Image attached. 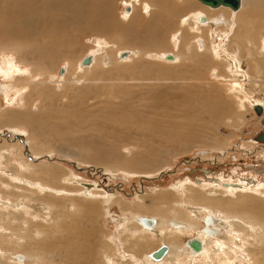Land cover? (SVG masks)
Returning a JSON list of instances; mask_svg holds the SVG:
<instances>
[{
    "label": "rangeland",
    "instance_id": "374dc122",
    "mask_svg": "<svg viewBox=\"0 0 264 264\" xmlns=\"http://www.w3.org/2000/svg\"><path fill=\"white\" fill-rule=\"evenodd\" d=\"M86 1L96 2L94 7L96 9L94 10L93 6H87V9L90 8L88 11L85 9L86 16L90 17L89 27L84 24L80 25L78 30L76 28V32L72 31L73 29L66 31V34H71L72 38L68 36L56 38L53 37L52 32L49 34L50 42L48 36L42 34H37L38 37L35 35L31 39L30 37L25 40L13 39L11 43L8 41L12 40L11 37L0 38V84L4 86L5 94H0V197L8 198L9 203H17L23 199L38 204L48 200L55 203L59 200L56 203L59 208L52 209L55 213H59V217L51 212L52 220L47 232L44 231L45 239H42V236L33 237L31 229L27 228L26 233L23 230L20 232L25 237L19 241L21 246L12 247L11 242L1 247H4L8 253L18 252L28 255V263L104 264V253L116 256V251L108 246L113 244L112 237L117 238L118 244L119 238L120 241L124 240V243L119 246L121 253L124 250L132 252L138 258L161 245L156 233L140 232L137 225L130 223V219L135 215L164 217L163 219L167 221L175 215L181 220L184 218L182 213L185 214L183 209L188 211L186 207H183L184 205L189 206L188 200L195 212L201 207H210L212 211H221L219 209L225 207L233 212L236 211L237 205L243 203L246 206L255 205L263 209L261 204H264V199H258L256 196L246 198L245 194L256 195L257 193H245L240 189L234 192L238 199L228 195L232 201L229 202L224 198L223 206H220V202L216 200L205 204L204 200H200V197L210 194L209 190L218 191L219 187L214 186L218 180L215 183L211 182L216 177L220 179V182L221 180L247 182L249 189L252 183L248 181L251 182V180L256 181V184L260 182L264 185V143L255 142L253 139L258 129L264 127V111L261 117H257L248 101H244L241 94L242 89H239L242 97L235 91L234 83L238 81L235 82L233 78L243 74L242 77L248 78V84L245 83L247 82L245 79L243 83L250 86V73L252 72L259 83L255 86L264 90V83L260 84L263 81L261 77L264 76V69H261L262 66L258 64L261 59H264V5L262 10L260 9L264 4L263 1L251 0L259 4L256 2L257 4L245 5L244 10L237 15L241 19L238 18L237 21L239 29L236 34L238 37L231 35L233 24L228 30L229 33L223 36L225 37L223 38L224 44L227 43V53H234L237 61H241L239 63L242 68L234 63V74L231 71L228 73L232 65L227 61L230 58H225L224 53H220L221 48L217 47L218 55L212 51V47L214 48L216 44L207 41L208 47L202 50L198 46L196 42L198 37L208 39L210 35H214L215 30L212 31V28L207 25H201L202 28L197 30L192 21L188 19L190 17L187 16L191 14L194 16L199 12H203L206 16L214 13L212 9L196 0H163V2L157 0L154 3H157L159 7L145 0H111V4L105 6L108 11V14L105 11L106 17L104 11L102 13L98 8L99 6L104 7V3L109 0L105 2L104 0ZM148 5L153 7L150 8ZM253 5L256 7L255 10H258L255 16L252 13L249 14V11L251 12L249 9H252ZM131 6H134L131 11L133 17L132 13H127L125 10L127 7L132 8ZM250 16L251 18H248ZM184 18L188 19L187 23L183 20ZM57 19L56 14L54 20L57 21ZM246 22L247 26L244 24ZM96 25L97 28H95ZM83 26L85 27L81 28ZM106 26L108 27L105 28ZM152 26L156 27L150 29ZM84 29L87 30L84 31ZM68 39H74L76 43L72 49L66 47ZM257 43L259 45L263 43V46L258 45L257 47ZM189 46L192 48L191 51L187 50ZM21 48L33 54H29L26 60H21L19 52ZM52 48H55L54 53H51L53 50L47 52ZM124 52L137 54L128 60L120 59V54ZM167 54L179 56L180 62L177 61L171 65V62L164 59ZM52 55L56 58L53 65L50 60ZM92 55L94 57L101 55V57L100 59L96 57L97 61L90 67H83L79 64L84 58ZM204 55L205 58H203ZM35 60L38 61L35 62ZM62 67H65L64 76L60 75ZM6 73L7 76H5ZM54 76L59 77V80H56ZM42 89L44 95L38 92ZM245 89L250 90L249 87ZM199 104L206 108L200 111L206 112L208 110L213 112L217 106L224 104V107L230 109L232 114L216 118L213 113L201 116L200 112L197 115L198 108L202 109ZM62 111L66 112L67 116L61 113ZM100 112L114 117L121 116L122 119L130 117L133 123L130 124L134 126L137 120L144 126L151 127L158 124L159 127L161 126L159 130L166 127V129L170 128V132L164 137L150 136L135 128L127 132L119 127L106 125L104 120L98 117ZM26 115L31 119L25 117ZM24 117L27 123L23 122ZM194 117L200 123L194 121L197 125H193L194 123L190 125L186 120ZM36 118H41V121L35 123ZM75 118L78 119L77 122ZM31 120L35 124H30ZM202 151L211 152L207 157L210 162H214L217 158L215 167L222 166L207 167L212 170L211 175L198 172L194 178H190L192 179L190 182L185 181L186 175L183 173L169 174L176 167H179L178 172H181L184 159L194 158ZM43 171L49 173L50 176L42 174ZM195 179L200 183H195ZM47 185L61 189L62 192H71L66 196L75 193L73 190L79 189L81 196H88L87 198L91 200L94 196L95 201H80L79 203L72 201L71 197L64 200L60 195L53 194V191H50L52 187ZM50 193L54 195L53 199L49 197L52 196ZM218 193L221 192L218 191ZM240 194L242 196H239ZM103 196H107L110 202L109 215L104 214L107 204H101L98 201ZM235 202L238 203L232 204ZM66 209L70 211L68 212L70 216L62 218ZM238 212L240 211L237 210ZM1 216L3 215L0 214V218ZM7 216L4 217V224L8 223L9 216ZM21 216V213L14 214L8 227L10 230L19 232L22 229ZM115 218L125 219L129 229L125 228L126 226H118L114 221ZM33 222L34 224L40 223L39 219ZM244 227L245 224L236 219L230 231L223 229L217 238L210 239L215 242L214 244L222 241L223 248L219 249L212 243L213 245L211 244V248L208 249L210 256L202 255L192 258L195 261L194 264H252V262L253 264H264L262 253L264 247L253 245L252 238L244 234L242 236L241 233L245 231ZM36 228L38 227H32V230L35 231ZM132 228L138 230L135 238L130 235ZM169 231H166L164 237L166 243L180 244L179 240H174L175 237L171 235L169 237ZM82 232L89 233L85 238L88 242L82 240L71 245L63 243L64 240L72 238L77 233L83 234ZM232 232L240 236L231 237ZM118 260L119 264H128L127 260L122 262ZM0 264L15 263L2 256Z\"/></svg>",
    "mask_w": 264,
    "mask_h": 264
},
{
    "label": "bare ground",
    "instance_id": "6f19581e",
    "mask_svg": "<svg viewBox=\"0 0 264 264\" xmlns=\"http://www.w3.org/2000/svg\"><path fill=\"white\" fill-rule=\"evenodd\" d=\"M90 1H93V0H90ZM113 1V0H112ZM146 2H151L152 5H155L156 7H159V5H157V3H154L156 2L157 0H145ZM184 1V0H183ZM250 1V2H249ZM242 0V7L239 11H236V12H233L232 10H230L229 8H220V9H215L213 10L214 13L211 14V15H207L209 17H207L206 15H203V12H199L198 14H195L194 16L191 14L190 16H187V17H190L188 19H190V21H192L193 25L195 26V28L197 30H200L202 28L201 25H207V26H210L212 28V31L213 29L215 30V33L214 35L212 34V36L210 35V37H208V39L204 38V37H198L196 39V42L198 44V46L200 47V49H205L206 46L208 45V42L207 41H210V42H213L214 44H216V46L213 48L212 47V51L215 52V55H218V49L221 48L219 51L220 53H224V57L225 58H230V60H227L229 63H231V70L229 69L228 73L231 71L232 73L235 72V69H234V63L235 65H237L239 68L241 67L242 68V65L239 63L241 61H237L236 59V55L234 53H231L226 51V40H225V43L224 44V41H223V36H226L225 34H228L229 33V29L231 28V25L233 24L232 26V33L231 35H236V33H238V18L240 19L239 16H237L243 9V7L245 5H249L250 3H256L255 1L254 2H251V0ZM263 3H264V0H262ZM101 2V1H99ZM98 2V3H99ZM105 2V0H104ZM141 2V1H140ZM139 2V3H140ZM163 2V0L161 1ZM260 2V1H259ZM96 3V2H95ZM94 2H87L86 0H0V38H9L11 37L12 40H8L10 41V43L14 40H25V38L27 39L28 37H34L37 34H42L43 36L45 35L48 39H49V34L52 32L53 33V37H56V38H59V37H65V36H68V37H71V34H66V31L68 29H73L72 31L76 32L78 30V27L80 25H86L88 26L89 23H90V17L86 16V13H85V9L88 11L89 9H87L88 7L87 6H93L92 8L94 9V7L96 6ZM102 3V2H101ZM106 3V4H105ZM104 3V7L103 6H99V10L104 11V16L106 17L105 15V11H106V5L108 4H111V0L107 1ZM138 3V4H139ZM142 3V2H141ZM159 3V1H158ZM175 3V1H174ZM173 3V4H174ZM188 3V2H187ZM258 3V2H257ZM256 3V4H257ZM30 4V5H29ZM150 4V3H149ZM186 4V3H185ZM259 4V3H258ZM101 5V4H100ZM163 5V4H162ZM165 5V4H164ZM264 4H262L261 6V10H262V7H263ZM132 7V6H131ZM134 7V6H133ZM133 7L131 8V10H133ZM148 7H153V6H149ZM164 7V6H163ZM146 8V7H145ZM190 8V7H189ZM248 8V6H247ZM246 8V9H247ZM255 6L253 5V10L250 8L249 10H251V12L249 11V14H255L258 13V10H255ZM96 9V8H95ZM94 9V10H95ZM136 9V8H134ZM164 10V9H163ZM201 10V9H200ZM97 11V10H96ZM135 11V10H134ZM169 11V10H168ZM91 12V11H90ZM92 12H94L92 10ZM91 12V13H92ZM107 14H108V11H106ZM174 12V11H173ZM192 12V11H191ZM190 12V13H191ZM95 13V12H94ZM93 13V15H94ZM98 14V12H96ZM110 13V12H109ZM132 13V17H133V12ZM158 13V12H157ZM58 15V19L57 21L54 20L55 18V15ZM150 15V13H147ZM146 14V15H147ZM177 14V13H176ZM88 15V14H87ZM178 15V14H177ZM175 15V16H177ZM242 15V14H240ZM100 16V15H99ZM156 16V15H154ZM204 16L206 19H207V22L206 24L205 23H201L199 20H200V17ZM260 16V15H259ZM104 17V19H105ZM87 18H89V20H86ZM152 18V16H151ZM231 18V19H230ZM244 18V17H243ZM248 18H251L248 17ZM95 19V18H94ZM188 19L184 18L183 20H185V23H187L186 21H188ZM260 19V17H259ZM258 19V20H259ZM107 20V19H106ZM241 20V19H240ZM249 20V19H248ZM255 20V19H253ZM93 21V20H92ZM91 21V22H92ZM97 21V20H95ZM260 21V20H259ZM99 22V21H98ZM105 22V20H104ZM107 22V21H106ZM105 22V23H106ZM237 22V23H236ZM102 23V22H101ZM111 23V22H110ZM155 23V22H154ZM184 23V25H185ZM260 23V22H259ZM95 24V23H94ZM107 24L109 25V23L107 22ZM106 24V25H107ZM243 24V23H241ZM245 25L247 24L244 23ZM103 24H101L102 26ZM261 25V24H260ZM264 25V23H263ZM101 26H98L99 28ZM104 26V25H103ZM130 26V25H129ZM133 26V25H132ZM234 26H235V29H234ZM241 26V25H240ZM247 26V25H246ZM85 26L81 27V28H84ZM89 27V26H88ZM108 26H106L105 28H107ZM156 27V26H154ZM153 26L150 28H154ZM252 27V26H251ZM256 27H258L256 25ZM77 28V30H76ZM97 28V25L96 27ZM98 28V29H99ZM241 28V27H240ZM247 28V27H246ZM245 28V29H246ZM253 28V27H252ZM263 28V27H262ZM89 29V28H88ZM92 29V28H91ZM179 29V27H178ZM195 29V31H197ZM80 30V29H79ZM87 29H84V31H86ZM120 30V29H119ZM125 31V28L123 29ZM129 30V29H127ZM242 30V29H241ZM249 30V29H248ZM83 32V30H81ZM79 31V32H81ZM96 31V30H94ZM102 31V30H101ZM121 31V30H120ZM146 31V30H145ZM152 31V30H151ZM255 31V30H254ZM258 31V30H257ZM92 32V30H91ZM156 32V31H155ZM185 32V31H184ZM225 32V33H224ZM228 32V33H227ZM250 32V31H248ZM261 32V31H260ZM100 33V32H99ZM102 33V32H101ZM123 33V32H122ZM125 33V32H124ZM148 33V32H147ZM146 33V34H147ZM150 33V32H149ZM154 33V32H152ZM183 33V32H182ZM187 33V32H186ZM247 33V32H246ZM251 33V32H250ZM129 34V33H128ZM159 34V33H157ZM249 34V33H247ZM253 34V33H252ZM261 34V33H260ZM259 34V35H260ZM133 35V34H132ZM148 35V34H147ZM150 35V34H149ZM180 35V34H179ZM183 35V34H182ZM230 35V36H231ZM245 35V34H244ZM74 36V35H72ZM128 36V35H126ZM141 36V35H140ZM153 36H155L153 34ZM152 36V38H153ZM158 37V35H156ZM181 36V35H180ZM196 36V35H195ZM205 36V35H204ZM181 37H184V36H181ZM238 37V36H237ZM236 37V38H237ZM244 37V36H243ZM253 36H251L252 38ZM56 38H55V41H56ZM72 38V37H71ZM141 38V37H140ZM150 38V36H149ZM179 38V37H178ZM242 38V37H241ZM240 38V39H241ZM258 38V37H257ZM40 38H38L39 40ZM158 39V38H157ZM230 39V37H229ZM250 39V38H249ZM6 40V39H5ZM29 40V39H28ZM44 40V39H43ZM60 40V39H59ZM66 40V39H64ZM155 40V39H153ZM162 40V39H161ZM182 40V39H181ZM180 40V41H181ZM185 40V38H184ZM190 40V39H189ZM231 40V39H230ZM253 40H254V37H253ZM1 41V40H0ZM33 41V39H32ZM51 40L49 39V42ZM138 41V40H136ZM135 41V42H136ZM159 41V40H158ZM163 41V40H162ZM179 41V40H178ZM235 42V40H233ZM239 41V40H237ZM243 41V40H242ZM245 41V40H244ZM249 41V40H247ZM22 42V41H21ZM25 42V41H24ZM28 42V41H27ZM26 42V43H27ZM43 42V41H42ZM63 42V41H62ZM183 42V41H182ZM230 42V41H229ZM256 42H257V39H256ZM14 43V42H13ZM12 43V44H13ZM17 43V42H16ZM39 43V42H38ZM48 43V42H47ZM57 43V42H56ZM55 43V44H56ZM142 43V42H141ZM140 43V44H141ZM156 43V42H155ZM161 44V42H159ZM212 43V44H213ZM264 43V42H263ZM263 43L261 45H259L257 43V47L259 45V47L263 46ZM11 44V46H12ZM23 44V43H22ZM25 44V43H24ZM30 44V43H29ZM32 44V43H31ZM45 44V43H44ZM64 44V43H63ZM137 44V43H136ZM152 44V43H151ZM164 44V43H163ZM183 44V43H181ZM237 44H239V42H237ZM243 44V43H242ZM255 44V43H254ZM36 45V44H35ZM39 45L41 46V44L39 43ZM47 45V44H46ZM62 45V43H61ZM66 47L68 49H72L74 47V45L76 46V43L74 41V39H68V42H66ZM138 45V44H137ZM165 45H166V42H165ZM164 45V46H165ZM230 45V44H229ZM228 45V46H229ZM240 45V44H239ZM256 45V44H255ZM22 46V45H21ZM19 46V48L21 47ZM53 46V45H52ZM59 46V45H58ZM135 46V45H133ZM162 46V44H161ZM179 46V45H178ZM194 46V45H193ZM214 46V45H213ZM232 46V44H231ZM238 46V45H237ZM242 47V45H240ZM247 46V45H246ZM25 47V45H24ZM27 47V46H26ZM42 47H43V44H42ZM54 47V46H53ZM65 47V46H64ZM136 47V46H135ZM177 47V46H176ZM195 47V46H194ZM198 47V48H199ZM208 47V46H207ZM218 47V49H217ZM23 48V47H22ZM19 49V52H20V55H21V60L25 59L26 57H28L29 54H31L32 52L26 50V49ZM29 48V47H27ZM35 48V47H34ZM40 48V47H39ZM48 48V47H46ZM60 48V47H59ZM180 48V47H179ZM263 48V47H262ZM44 49V48H43ZM54 49L55 48H52V49H48V51H51L53 50L51 53H54ZM250 49V48H249ZM259 48H257L258 50ZM4 50V49H3ZM34 50V49H33ZM32 50V51H33ZM36 50V49H35ZM116 50V49H115ZM188 51H191L192 48L189 46L187 48ZM253 50V49H252ZM195 51V50H194ZM256 51V50H255ZM262 51V49H261ZM34 52V51H33ZM43 52V51H42ZM69 52V51H68ZM185 52V51H184ZM193 52V51H192ZM191 52V53H192ZM240 52V51H239ZM252 52V51H251ZM250 52V53H251ZM36 53V52H35ZM126 53V57L124 58L125 60H128L130 59L132 56H134L135 52L133 53H130V52H124ZM204 53V52H202ZM244 53V52H243ZM33 54V53H32ZM45 56H46V52L44 53ZM120 54V53H119ZM240 54V53H239ZM258 54V53H257ZM169 55V54H167ZM165 55L164 58L167 56ZM173 56L174 58V61H172L171 65H173L174 63H176L177 61L180 62L179 60V56L177 55H173V54H170ZM183 55V54H182ZM189 55V54H188ZM206 55V54H205ZM205 55L203 58H205ZM243 55V54H242ZM43 56V55H41ZM40 56V57H41ZM185 56V55H184ZM220 56V55H219ZM37 57V56H36ZM35 57V59H37ZM93 57V63L96 62V57H99L98 59H100L101 55H98L96 57ZM181 57V56H180ZM216 57V56H215ZM222 57V58H224ZM245 57V56H244ZM7 58V57H6ZM31 58V57H30ZM29 58V59H30ZM43 58V57H42ZM41 58V59H42ZM207 58V57H206ZM220 58V57H219ZM260 58V57H259ZM32 59V58H31ZM56 58H54V56L52 55V58H50L51 60V65H53L54 61H55ZM121 59V58H120ZM157 59V58H156ZM253 59V57H252ZM26 60V59H25ZM24 60V61H25ZM34 60V58H33ZM32 60V61H33ZM49 60V59H48ZM49 60V61H50ZM225 60V59H224ZM249 60V59H248ZM9 61V60H8ZM7 61V62H8ZM38 61V60H35V62ZM42 61V60H40ZM46 63H47V59L45 60ZM48 61V62H49ZM112 61V60H111ZM194 61V60H193ZM237 61V62H236ZM246 61V60H245ZM261 62L258 63L260 64L262 67L261 69H264V59H261L260 60ZM3 62H6V61H3ZM31 62V61H30ZM81 62V61H80ZM213 62V61H211ZM210 62V63H211ZM248 62V61H247ZM11 63V62H10ZM45 63V62H44ZM92 63V64H93ZM207 63V62H206ZM249 63V62H248ZM252 63V62H251ZM34 64V63H33ZM81 64V63H79ZM243 64V63H242ZM3 65V63H2ZM14 65V64H13ZM169 65V64H168ZM224 65V64H223ZM250 65V64H249ZM253 65V64H252ZM5 66V65H4ZM7 66V65H6ZM17 66V65H16ZM41 66V65H40ZM201 66V65H200ZM209 66V65H208ZM226 66V65H225ZM251 66V65H250ZM48 67V66H47ZM81 67V66H80ZM9 68V67H8ZM18 68V67H17ZM21 68V67H20ZM39 69H41L39 66H38ZM195 68V67H194ZM254 68V67H252ZM260 69V67H258ZM10 69V68H9ZM12 69V68H11ZM16 69V68H15ZM14 69V70H15ZM199 69V68H198ZM227 69V68H226ZM256 69V68H255ZM8 70V69H7ZM21 70V69H19ZM17 70V72L19 71ZM38 70V69H36ZM43 70V69H41ZM50 70V69H49ZM86 70V69H85ZM140 70V69H139ZM195 70V69H194ZM248 70V69H247ZM12 71V70H11ZM246 71V70H245ZM10 72V70H9ZM17 72H14V73H17ZM237 72H238V69H237ZM8 73V72H7ZM7 73L5 74V76H7ZM13 73V71H12ZM45 73V72H44ZM198 73V72H197ZM250 73V72H249ZM258 73V72H257ZM11 74V73H10ZM29 74V73H27ZM41 74V73H40ZM148 74V73H147ZM196 74V73H195ZM234 74V73H233ZM232 74V75H233ZM17 75V74H16ZM45 75V74H44ZM58 75V74H57ZM227 75V74H226ZM231 75V76H232ZM238 75V74H237ZM15 76V75H14ZM13 76V77H14ZM32 76V74H31ZM46 76V75H45ZM53 76V75H52ZM143 76V75H142ZM228 76V75H227ZM234 76V75H233ZM244 76L243 74L242 75H239V76H235L233 78H235V82L238 81V83H234V87H235V91L238 92V95H240L239 93L240 90L239 89H242V95H243V99L244 101H248L249 103V106L250 108L254 109L255 106H261L262 110L264 111V90H262L261 88L255 86L258 83V81L254 78V76L252 75V72L250 73V86L249 85H245L248 84V81L247 79H245V77H242ZM34 77V76H33ZM57 76H54V78H56ZM256 77V76H255ZM7 78V77H6ZM27 78V77H26ZM25 78V80H26ZM262 78V83H264V76L261 77ZM10 79V77L8 78ZM17 78L15 77V80ZM20 79V78H19ZM37 79V78H35ZM34 79V80H35ZM244 79L247 81L245 83L244 82ZM258 79V78H257ZM13 81V79H11ZM10 80V81H11ZM23 80V79H22ZM21 80V81H22ZM40 80V79H39ZM38 80V81H39ZM56 80H59V77L56 78ZM20 81V82H21ZM37 81V80H36ZM41 81V80H40ZM19 82V81H18ZM24 82V81H23ZM58 82V81H57ZM260 82V81H259ZM22 83V82H21ZM43 83V82H42ZM41 83V84H42ZM8 84V83H7ZM6 84V86H7ZM14 85L16 83H13ZM12 84V85H13ZM37 84V82H36ZM58 83H56L57 85ZM252 84V85H251ZM11 85V86H12ZM34 85V83H33ZM40 85V84H39ZM10 86V85H9ZM4 86H1L0 84V94L1 95H5L4 94ZM15 86H13L14 88ZM22 87V86H21ZM27 87V86H25ZM37 87V86H36ZM40 87V86H39ZM38 87V88H39ZM246 87H249L250 90H247L245 89ZM24 88V87H23ZM40 88H43V87H40ZM37 89V88H36ZM44 89V88H43ZM38 91L40 93V95H44V91ZM55 89V87H54ZM12 90V89H11ZM6 91V90H5ZM23 91V90H22ZM18 92V91H17ZM235 93V92H234ZM16 95V94H15ZM39 95V94H38ZM39 95V96H40ZM52 96V95H51ZM85 96V95H84ZM41 97V96H40ZM43 97V96H42ZM46 97V96H45ZM86 97V96H85ZM84 97V98H85ZM239 97V96H238ZM240 97H242L240 95ZM51 98V97H50ZM13 99V98H12ZM46 99V98H45ZM53 99H54V96H53ZM83 99V98H82ZM78 100V99H77ZM14 101V100H13ZM15 102V101H14ZM124 102V101H123ZM46 103V102H45ZM80 103V102H79ZM125 103V102H124ZM239 103V102H238ZM12 104V103H11ZM81 104V103H80ZM7 105V104H6ZM202 106V109L199 107L198 110H197V115L200 114L201 112V116H205L206 114H214L215 115V118L216 117H219V116H228V115H231L232 113L230 112V109H227L225 108L224 104H221L219 106L216 107V109L212 112L210 110H208V112L206 111H200V110H205L206 108L202 105V104H199ZM57 109V108H56ZM66 110V109H65ZM68 110V109H67ZM57 112V111H56ZM256 112V111H255ZM63 114H65L66 112H61ZM135 113V112H134ZM238 114V113H237ZM236 114V115H237ZM66 115V114H65ZM67 116V115H66ZM73 116V115H72ZM25 117H29V116H25ZM23 119V122H26V119ZM69 117V115H68ZM98 117L102 120H104L105 124L108 125H112V127H119L120 129H124L126 130L127 132L130 131L131 129L135 128V130L137 129L138 131H142L143 133H147L149 134L150 136H161V137H164L165 134H168L170 132V128L169 129H166L163 128L162 130H159L160 127L157 125H154V126H144L143 124H140L139 121L137 120V118L135 120H137V124L134 126L132 125L133 123L131 122L132 120L130 119V117H124V119H122L121 116H112V115H106L104 112H100V115H98ZM30 118V117H29ZM34 118V117H33ZM132 118V117H131ZM199 118V117H198ZM31 119V118H30ZM75 122H77V118H75ZM88 119V118H87ZM99 119V120H100ZM130 119V120H129ZM35 123L36 122H39L41 121V118H36L35 119ZM57 120V119H56ZM59 120V119H58ZM81 120V119H80ZM94 120V119H93ZM102 120V121H103ZM129 120V121H128ZM214 120V119H213ZM128 121V122H127ZM188 121V123L190 125H192V123H194L193 125H197L194 121H197L198 123L199 120H196V117L192 118V119H188L186 120ZM70 122V121H69ZM79 122V121H78ZM85 122V121H84ZM34 121H30V124H35ZM65 123V122H64ZM81 123V122H79ZM78 123V124H79ZM83 123V122H82ZM132 123V124H130ZM72 124V123H71ZM70 124V125H71ZM77 124V125H78ZM152 124V123H151ZM69 125V126H70ZM76 125V127H77ZM109 125V126H110ZM130 129V130H129ZM122 131V130H121ZM135 132V131H134ZM140 132V134L142 133ZM136 133H139V132H136ZM142 133V134H143ZM171 141H174V139H170ZM207 144V142H205ZM216 146L218 145L215 144ZM1 158V157H0ZM8 162V161H7ZM31 167V166H30ZM34 174V173H33ZM42 174H44L45 176H50L49 173H46V172H42ZM14 178V177H13ZM15 180V179H14ZM231 180L229 181H225V180H221V182L218 180L215 184L217 185L218 188V191L221 192V193H218V191H215L214 189L212 190H209V195H205L204 197H200V200H204V204L206 202H210V201H215L216 202H220L219 205L220 206H223V201L225 200L224 198H226L227 201L231 202L232 199H230V196H234L238 199V196L234 194L235 191L237 190H243L245 191V193H257L256 195H244L246 198L247 197H252V196H256L258 197V199H264V185L263 184H260V182H257L256 184V181L254 180H251L250 183H252V186L249 188H247V185L246 184L247 182H241L238 181V182H232L230 184H228ZM70 183V181H69ZM214 184V186H215ZM32 186V185H31ZM49 186V185H47ZM37 187V186H36ZM46 187V186H45ZM49 187H52L51 185ZM48 187V188H49ZM90 187V186H89ZM42 188V187H41ZM47 188V189H48ZM44 189V187L42 188ZM50 189V188H49ZM48 189V190H49ZM91 189V188H90ZM190 189V188H188ZM79 189L77 190H73V194H70L68 196H66L68 193H71V192H68V191H65V192H62L61 189H56V188H53L50 189V191H53L52 193L55 194V195H60L61 198H63L65 200V198L67 197H71V200L72 201H78L80 203V201H86V202H92V201H95L93 199L94 196H90L92 198L89 199L87 198L88 196H85V195H82L81 196V192L78 191ZM34 191V190H33ZM40 191V190H39ZM208 191V190H207ZM206 191V192H207ZM67 192V193H66ZM78 192V193H76ZM202 192V191H201ZM43 193H44V190H43ZM49 193V192H48ZM50 193V195L52 196H49L50 198L53 199L54 195ZM95 193V192H94ZM204 193V192H203ZM200 194V193H198ZM63 195V196H62ZM92 195V194H91ZM230 195V196H228ZM48 196V195H47ZM214 196H218V198H214ZM239 196H242L241 194ZM96 197V196H95ZM192 197V196H191ZM197 197V196H196ZM60 198V199H61ZM181 198V197H180ZM195 198V197H194ZM21 199V198H20ZM108 197L106 196H103V198L99 199V203L101 204H107V210L104 214H108L110 213V210H109V204L110 202L107 200ZM211 199V200H209ZM56 200V199H54ZM9 199L8 198H4V197H0V214H2L3 216H1L0 218V257H6V259H8L10 262L12 263H15V264H40L38 262H33V263H28V255L26 254H21V253H18V252H11V253H8L7 250H5V248L3 249L1 246L5 245V243H11L12 242V247L15 246V245H18V246H21L22 244L19 243L20 240H22L23 237L20 232L23 230L25 233L27 232V228L31 231H32V234H33V237H40L42 236V239H45V236L44 234L47 232V229L49 228V223H51L50 221L52 220V215H58L57 217H59V213H55L52 209H58L59 206H56V203H58L57 201L59 200H56L55 203L51 202L50 200H48L47 202L45 203H41V204H38V203H30L29 201L25 200H17L19 202L17 203H9ZM184 201V200H183ZM182 203V202H181ZM189 203V204H188ZM188 207L186 205H184L183 207L186 209H188V211L184 210L183 211L185 212L182 213L184 216L183 219H178L175 215L173 218H171L170 220H165L163 218H159L158 216L157 217H146V216H133L131 219H130V223L131 224H134V225H137L140 232L142 231H145L146 233L147 232H154L153 234H155L159 240L161 241V245L153 250V251H150V252H146V254L143 255V257L141 258H138V256H136L135 254H133L132 252H128V251H123V253H121L120 249H119V246L122 245L124 243V240H121L120 241V238H119V244L117 243V238L116 237H112V245H108V246H111V248L116 251V256L115 255H106V253H104V264H119V260L122 262V261H126V263L128 264H166V263H169L171 262L170 264H194V259L192 258H196L198 256H207L209 253H208V249L211 248L210 245L213 243H215L214 241H211L210 239L212 238H217V236L220 234V232H222L223 229H225L226 231H230L231 230V225L234 223V221L236 219H238V221L240 220L241 223L245 224V231L244 233H241V235L243 236L246 235L247 237H250L253 239L254 241V244L253 245H256V246H260L262 245L264 247V204H261L263 209H260V208H257L255 205L254 206H246L245 203L243 204H240V205H237V209L236 211H231L229 210V208H221L219 210L221 211H212V209L207 208V207H201V209L197 210L196 212L192 209H194L193 207L190 206V200H188ZM238 202H235V203H232L234 205H236ZM177 204V203H176ZM183 204V203H182ZM197 204V203H196ZM200 204V203H199ZM162 205V204H161ZM102 206V205H101ZM227 206V205H226ZM152 207V206H151ZM139 208V207H138ZM150 208V207H149ZM213 208V207H212ZM155 210L157 208H154ZM158 210V209H157ZM173 210H175L173 208ZM237 210L240 211L237 213ZM84 211V210H83ZM51 212H54L53 214H51ZM70 212L69 210L66 209L65 211V214L62 218H65L66 216H70L69 213ZM153 212V211H152ZM163 212V211H162ZM15 213H21V225H22V229H20L19 232H14L12 230H10L8 227L10 225V223L12 222L13 220V216ZM174 213H176V211H174ZM9 216V219L7 218L8 220V223L7 224H4L3 223V220L5 219L4 217L5 216ZM7 216V217H8ZM166 216V215H165ZM68 218V217H67ZM140 218H145L147 220H151L153 219V221L156 222V224L154 225V227L152 229H150L148 231L147 227L143 226V225H140L138 223L139 219ZM208 218V219H207ZM36 219H39L40 223H35L33 221H35ZM168 219V218H167ZM128 220V218H127ZM117 225L118 226H121V227H124L126 226L125 228L129 229V225H127V222L125 219H120V218H115V220ZM55 224V223H54ZM133 225V226H134ZM29 226V227H28ZM117 226V227H118ZM32 227H38L36 228V230H32ZM17 228V227H15ZM19 228V227H18ZM126 230V229H125ZM169 230H172V231H169ZM224 230V231H225ZM45 231V233H44ZM67 231V230H66ZM166 231L168 232L169 231V237L171 235V237H175L174 240H179L180 241V244L178 245H175V244H172V243H166L164 237H165V234H166ZM78 232V231H76ZM86 232V231H85ZM85 232H82L83 234L81 233H77L75 234L72 238H68V240H64L63 243H70V245L72 243H79L80 241L82 240H85V238L88 236L87 233ZM238 232V231H237ZM30 233V232H29ZM138 233V230H134V228L131 229V237L132 238H135L136 234ZM149 234V233H148ZM188 234H191L193 236H189ZM232 236L231 237H234L236 236L237 238L240 236L238 234H235V233H230ZM86 235V236H85ZM155 236V237H156ZM163 236V238H161ZM246 236H244L246 238ZM31 237V238H33ZM36 237V238H37ZM118 237V236H117ZM156 237V238H157ZM180 238V239H179ZM236 238V239H237ZM150 239V238H149ZM193 239H196L199 243H201L202 245V248L200 251H197L196 249L194 248H190L188 247V244L190 241H192ZM87 240V241H86ZM85 241L88 242V239H86ZM217 240V239H216ZM232 240V239H231ZM234 240V238H233ZM232 240V241H233ZM17 241V242H16ZM45 241V240H44ZM237 241V240H236ZM235 241V242H236ZM33 244V243H32ZM58 244V243H57ZM212 244V245H213ZM222 241H217L216 245L219 249H222L223 248V245H222ZM62 245V244H61ZM77 246V245H76ZM107 246V247H108ZM167 247L168 248V252L166 253V255L163 257V259L161 261H155L151 258V255L158 251L160 248L162 247ZM215 246V247H216ZM39 247V246H38ZM63 247V246H62ZM87 247V246H86ZM216 247V248H217ZM255 248V246H254ZM58 249V248H57ZM78 249V248H77ZM84 249V248H83ZM235 249V248H234ZM259 249V248H258ZM71 250V249H70ZM260 250V249H259ZM36 251V250H35ZM67 251V250H66ZM120 252V253H119ZM225 252V251H224ZM262 252V251H261ZM114 253V252H113ZM264 254V252H262ZM33 254V253H32ZM228 254V253H227ZM42 255V254H41ZM210 256V255H208ZM216 256V255H215ZM208 258V257H207ZM250 258V257H249ZM256 258V257H255ZM203 259V258H202ZM217 259V258H216ZM220 259V258H219ZM49 261V260H48ZM198 262V261H197ZM205 262V261H204ZM233 262V261H232ZM220 263V261H219ZM52 264V263H51ZM217 264V263H216ZM231 264V263H229ZM253 264V262H252Z\"/></svg>",
    "mask_w": 264,
    "mask_h": 264
},
{
    "label": "water",
    "instance_id": "95a60500",
    "mask_svg": "<svg viewBox=\"0 0 264 264\" xmlns=\"http://www.w3.org/2000/svg\"><path fill=\"white\" fill-rule=\"evenodd\" d=\"M196 1L199 2L200 4H202L203 6L210 8V9H213V10L220 9V8H229L233 12H236V11H239L242 7V0H196ZM127 13H131V8H127ZM199 21L201 23L206 24L207 19L204 16H202V17H200ZM125 57H126V53L120 54L121 59H124ZM164 59L166 61H169V62L174 61L173 56L170 54L167 55ZM92 63H93V57L88 56L82 60L81 65L83 67H90L92 65ZM64 68L65 67H62L60 70L61 76H64V73H65ZM254 110L256 111V113L258 115H261V112H262L261 106H258V105L255 106ZM138 223L140 225L147 227L148 231L150 229H152L154 227V225L156 224V222L153 221V219L147 220L145 218H140ZM188 247L194 248L197 251H200L202 248V245L196 239H193L192 241L189 242ZM167 252H168V248L164 246V247L160 248L158 251L154 252L151 255V258L155 261H161Z\"/></svg>",
    "mask_w": 264,
    "mask_h": 264
},
{
    "label": "flooded vegetation",
    "instance_id": "af4514ba",
    "mask_svg": "<svg viewBox=\"0 0 264 264\" xmlns=\"http://www.w3.org/2000/svg\"><path fill=\"white\" fill-rule=\"evenodd\" d=\"M127 8H130V7H127ZM127 8L125 9L126 11H127ZM262 114H263V110H262L260 116L256 113L257 117H261ZM260 128L261 129H258L256 134H254L253 139H254L255 142L264 143V127H260ZM252 132H254V130ZM210 154H211V152L202 151L200 155L194 156V158L186 157L184 159V164L182 166L183 168L181 167L182 168L181 172H178V168L179 167H176L175 169L173 168V170L171 172H169V174L174 175V174H177V173H183V174L186 175V180H185L186 182H190L192 180L190 178H194V175L196 173H198V172H202L204 174L211 175V173H213V172H212L211 169H207V167H209V168H218L219 166H222V165H219V166L215 167L216 164H217V158L215 159L214 162H210V159L207 158L208 155H210ZM225 170H227V169H225ZM216 180L220 181V179H218L216 177V178L212 179L211 182L215 183ZM247 180H250V179H247ZM146 181L148 182L149 180H146ZM150 181H152V180H150ZM232 182H234V181L231 180L228 184H230ZM195 183H200V181L195 179ZM248 183H250V182L248 181ZM215 187H217L216 184H215Z\"/></svg>",
    "mask_w": 264,
    "mask_h": 264
}]
</instances>
